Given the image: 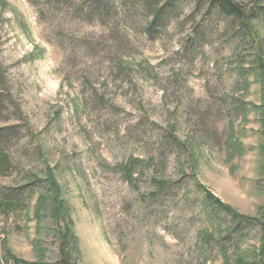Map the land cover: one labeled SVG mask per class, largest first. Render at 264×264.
<instances>
[{
  "label": "rangeland",
  "instance_id": "374dc122",
  "mask_svg": "<svg viewBox=\"0 0 264 264\" xmlns=\"http://www.w3.org/2000/svg\"><path fill=\"white\" fill-rule=\"evenodd\" d=\"M193 20L202 38L183 55L187 21L154 42L138 25L112 34L66 18L83 34L55 38L27 0H0V197L15 202L0 208V257L34 260L38 241L58 259L56 224L34 214L47 165L71 209L74 264H222L221 246L264 264V94L240 66L253 43L215 13ZM253 24L264 47V20ZM130 158L141 160L131 182ZM199 184L257 220L211 214Z\"/></svg>",
  "mask_w": 264,
  "mask_h": 264
},
{
  "label": "trees",
  "instance_id": "16d2710c",
  "mask_svg": "<svg viewBox=\"0 0 264 264\" xmlns=\"http://www.w3.org/2000/svg\"><path fill=\"white\" fill-rule=\"evenodd\" d=\"M36 8L39 20L54 25L53 32L55 38H58L62 31L68 34L80 35L83 32L76 30L74 26L61 28V22L66 18L73 22L75 26H95L104 31H111L112 34L120 28L132 27L138 25L142 35L150 41H161L168 33L173 22H190L189 31L180 42V49L184 55L188 48L193 47L202 38V24H194L193 17L200 12L215 13L224 17L222 25L230 32L233 39L244 42L245 39L253 43L254 51L252 54H246L240 60V66L250 69L255 74L260 75L259 83L264 94V47L262 41L257 36L254 29V20H264V7L258 4L247 5L241 0H27ZM188 6V13L185 8ZM182 18V19H181ZM130 22L131 24H127ZM51 24V25H52ZM124 26V27H123ZM72 31V32H70ZM116 37V35H114ZM120 40H118L119 42ZM115 42H117L115 40ZM250 44H248V47ZM125 53H128L125 52ZM142 64V63H139ZM122 63L115 65L117 73L122 74L124 68ZM145 70V68L143 69ZM253 82H258L256 79ZM246 79L244 84H248ZM264 106V97L263 104ZM262 121L264 126V111H262ZM233 134L229 135V139ZM237 140V139H236ZM235 140V141H236ZM241 146V145H239ZM141 162L138 158H130L121 165L125 178L131 182L134 176V170ZM45 186V193L37 196L34 214L38 219L39 215L46 212L57 226L58 231V252L59 257L55 262H50L46 258L45 250L40 242L35 241L37 258L26 260L10 249L4 248L0 257V264H74L72 260L73 251L78 250V238L75 235L72 225L73 220L70 215V206L65 197V191L59 184L54 168L45 167L44 178L42 180ZM157 186L158 192L162 191L168 184L166 181L153 180ZM199 188L204 190L205 199L208 205H211V214L215 215L219 209L230 214L232 218L253 222L256 218L243 215L237 212L229 204L222 202L211 194L202 184ZM157 195V193H156ZM14 201H8L0 197V208L11 209ZM262 227L261 243L264 244V222L259 223ZM222 264H249L242 258L228 257L226 247L221 246Z\"/></svg>",
  "mask_w": 264,
  "mask_h": 264
}]
</instances>
